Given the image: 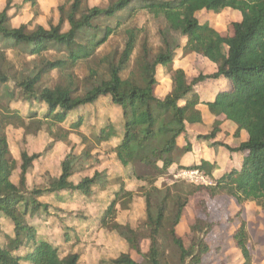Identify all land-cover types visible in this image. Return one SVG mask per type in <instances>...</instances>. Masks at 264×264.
<instances>
[{
    "label": "trees",
    "instance_id": "1",
    "mask_svg": "<svg viewBox=\"0 0 264 264\" xmlns=\"http://www.w3.org/2000/svg\"><path fill=\"white\" fill-rule=\"evenodd\" d=\"M13 1L6 0L0 11V41L28 56L40 57L50 51L62 55L60 59L43 60L38 70L15 78L9 75L6 53L0 50V84L13 79L23 100L45 107L41 114L30 111L24 115L10 109L0 111V215L12 226L9 234L0 224V264H80L81 254L76 248L62 250L48 239L39 237L28 219L41 211L47 212L49 196L65 202L75 193L85 197L105 191L112 181L110 175L104 170H96L91 176H83L74 182L72 176L89 166L77 167L79 159L86 161L91 158V153L87 150L80 155L70 152L60 162L57 177L49 179L44 187L28 189L26 175L40 154L21 151L18 182L14 183L11 176L16 161L10 153L4 128L12 124L30 134L45 126L51 138L62 142L66 136L53 134L52 127L58 125L61 128L68 123L70 129H80L85 112L102 98L109 99L119 110V117L109 119L95 136L96 140L115 139L111 154L118 167L123 169L124 180L134 179L149 186L142 193L145 218L136 228L116 220L118 209H126L125 200L129 201L135 195L134 191L124 187V183L113 193V200L102 209L101 215L94 219L97 228L113 231L128 245L127 251L110 258L107 264H200L209 252L205 238L197 237L186 247L176 235V226L190 194L204 192L213 198L225 193L239 205L254 201L264 209V0H107L105 6H89L87 0H65L57 6V21L47 26L31 22L11 25L12 15L7 11ZM24 3L31 8L38 6L37 0H22ZM227 8L241 15L240 21L231 23L230 35H223L196 16L201 10L218 13ZM15 9L16 12L21 9L20 5H15ZM125 12L126 17H122ZM140 12L162 21L163 26L159 29L161 46L154 52L143 39L141 51L126 76L122 74L129 67L140 37L141 30L136 26L124 28L125 39L119 56L116 59L105 56L106 75L94 79L84 92L77 94L71 81L53 87L40 86L41 79L50 71L66 72L78 62L92 59L123 25V18L132 20ZM115 17L118 19L114 26L105 22ZM179 48L184 54L194 52L207 58L215 64V72L200 73L188 80L183 69L172 68ZM159 67L170 76L172 83L171 90L163 97L154 92ZM217 78L228 80L229 85L218 91L206 105L213 115H224L237 125L235 135L240 130L246 131V142L232 148L224 145L230 152L243 153L241 164L211 184L181 182L186 184L183 192L177 186L180 182H175L162 193L155 180L167 173L173 164L179 169H198L205 176H211L214 165L206 161L185 167L180 165V156L190 151L191 145L187 142L180 146L177 139L186 136V123L202 122L197 109L200 100L196 85ZM70 114H74L73 119ZM218 131L219 123L215 121L211 131L198 138L213 139ZM213 145L223 144L214 142ZM175 186L181 192L170 193L169 189ZM158 194L161 197L156 196ZM154 195L157 197L155 205L152 202ZM170 202L172 211L168 213ZM84 216L80 214L77 218ZM235 216L240 217V212ZM198 222L191 225L192 231L196 227L199 229ZM74 233L72 229L65 231L66 243L79 242ZM232 238L249 264L248 231L244 220L240 219ZM144 239L149 241L146 251L140 245ZM169 240L176 248V258L171 255L167 258L165 241ZM131 251L139 259L132 257Z\"/></svg>",
    "mask_w": 264,
    "mask_h": 264
},
{
    "label": "rangeland",
    "instance_id": "2",
    "mask_svg": "<svg viewBox=\"0 0 264 264\" xmlns=\"http://www.w3.org/2000/svg\"><path fill=\"white\" fill-rule=\"evenodd\" d=\"M37 1L38 6L31 8L28 3L22 4V0H14L10 10L7 11V13L12 15L10 19L11 25L19 26L20 24L31 22L32 24L47 26L50 22L55 23L58 16L57 6L65 0ZM5 3L6 0H0V11L5 6ZM87 3L89 6H105L107 0H87ZM15 5H20L21 7L17 12ZM126 14V12L123 13L122 17H126ZM196 16L200 22L207 21L211 27L223 35H230L232 33L231 23L241 18L238 11L229 8L223 9L218 13L200 11ZM117 19L115 17L105 22H108L110 26H114ZM122 22L123 25L97 50L96 55L92 59L80 61L70 69H67L66 72L59 70L50 71L43 76L40 86L53 87L58 84L65 85L71 81L77 94L84 92V89L88 88L94 79L106 75V73L104 74L106 62L103 59L106 57L116 59L119 56L123 49L124 28L126 26H136L140 28L141 32L137 47L129 62V67L124 71L123 76H126L133 67L134 59L141 51L143 39L154 52L161 46L159 35V29L163 26L161 20H157L145 12H140L132 20L127 19L125 21L123 18ZM0 50L6 53V65L9 66V75L15 78L38 70L43 60L60 59L62 55L61 53L50 51L40 57L28 56L23 51L11 49L3 41H0ZM188 54L190 53L182 54L179 50L173 61L172 68L183 65L189 77H191L198 64L197 57L189 58L187 57ZM183 58H185L184 61ZM182 62H185V64ZM158 76L160 78L154 92L156 95L163 96L170 89V79L162 76L161 72H159ZM20 95V89L13 79L7 83L0 84V111L5 109L17 110L24 115L30 111H36L38 114L44 111V106L35 103L29 104ZM118 111L116 107L112 106L109 99L102 98L85 112V121L80 129H70L68 123L61 125V128H58V125L52 127L53 134L66 136L62 142L57 141L53 137L51 138L50 136L52 135L49 134L45 126L36 133L30 134H27L24 128L12 124H7L4 128L10 153L16 161V168L11 176V180L14 183L18 182L21 151H26L28 154H40L34 160L26 175L28 189L44 187L49 179L57 177L60 174V162L70 152L74 155H80L86 150L91 153L90 159L86 161L79 159L80 165H76L77 167H85L86 164L89 166L82 173L72 176L71 179L74 182H77L83 176H91L96 170H104L110 175L112 181L105 191L85 197H80L75 193L71 200L65 202L49 196L46 199L49 203L47 212L41 211L28 219L29 224L34 225L37 229L39 237L48 239L53 245L61 247L62 250H74L76 248L82 254L80 264H107V260L128 250L126 242L117 234L113 231L97 228L96 222H94V219L101 215L102 209L113 200V193L119 189L121 183H124V187L127 190L134 191L135 195L129 201L125 200L127 203L126 209H118L116 220L120 223H128L136 228L145 218V201L142 193L149 187L148 184L135 181L134 179L124 180V171L118 167L111 154L116 140L98 142L95 138L102 126L107 125L109 119H117L119 117ZM69 117L73 119L74 114H70ZM210 120L211 118L209 117L206 122ZM31 130H34V127H31ZM219 137L227 139L225 128L224 130L222 129ZM184 154H188V151ZM184 154L180 156V160ZM92 166L93 168H91ZM176 172V170H173L171 174L167 172L155 180V185L162 190V193L166 191V187L173 185L175 182H180L177 186L182 188L183 192L186 190V184H191V181L187 180L186 177L177 176L178 172ZM174 174H176L175 177L173 176ZM116 177L120 178L115 179ZM181 182L186 184H181ZM192 182L194 183V181ZM169 191L172 194L181 192L177 190L176 186L171 187ZM156 196L161 197V194ZM156 196L152 197L154 205L157 203ZM167 211L168 213L172 211V202L169 203ZM238 211L240 212V217L235 216ZM80 214H85V216L78 219L77 217ZM240 219L244 220L248 231L249 264H264V209L254 201H245L239 205L233 197L225 193L218 194L213 198H209L204 192L190 194L188 195V201L184 207L180 222L176 226V235L182 239L186 247L190 246L192 240L197 237L205 238L209 246V252L203 257L200 264H246V260L232 238L233 232L240 224ZM197 221H199V229L196 227L195 231H192L190 227ZM0 224L4 232L12 233L10 221L2 215H0ZM200 226L202 227L201 229ZM69 229H72L79 239L77 244L73 240L65 242L64 233ZM165 244L167 258L169 259L170 255L176 258L177 251L171 241H165ZM140 245L146 251L149 241L144 239L140 242ZM131 256L139 259V256L134 251H131Z\"/></svg>",
    "mask_w": 264,
    "mask_h": 264
},
{
    "label": "crops",
    "instance_id": "3",
    "mask_svg": "<svg viewBox=\"0 0 264 264\" xmlns=\"http://www.w3.org/2000/svg\"><path fill=\"white\" fill-rule=\"evenodd\" d=\"M202 11L205 10H201V12ZM183 42L184 41H182V43ZM179 50L182 52V49L179 48L176 51V55ZM182 54L184 53L182 52ZM193 56L197 57L196 59L198 65L195 71L193 72V74L191 75V77H189L187 70L183 65L173 67V69H177V68L183 69L188 80L192 79L193 77L197 76L200 73L212 74L215 72L216 66L214 63L209 61L207 58L199 54H196L194 52H191L190 54L187 55V57L189 58H195ZM184 59L185 58H183V61ZM182 63L185 64V62ZM158 71L161 72L162 76L168 77L170 79V84L172 85L170 76L163 70V68L159 67ZM159 78L160 77H158V81ZM228 85H229V81L224 78L205 80L204 82L196 85L195 91L200 100V103L197 105V109L201 113L202 122L200 124L186 123L185 124L186 136H180L177 139V143L180 146H184L187 142L190 143L191 145V150L188 151V154H184L181 160H179L180 165L185 167L192 164H199L201 163V161H206L210 164H213L214 168L211 171L212 177L211 176L209 177L212 183L214 182V179L219 178L221 175L230 171L232 168H236V169L239 168L242 161V157H243L242 152H230L224 145H227L232 148L239 145V143L246 142L248 139V135L245 130H240L238 135H235V132L237 130V125L231 120L226 119L224 115H218V116L213 115L209 111L206 105V102H210L214 99L218 91H220L221 89H223ZM170 90H171V86L170 89L167 91V93ZM163 96H159V97H163ZM209 117L211 118V120L209 122L208 121L206 122V119ZM215 121H218L219 123V131L217 132L216 136L213 139L198 138V135L208 134L211 131ZM224 128L226 129L227 132V139H222L219 137L222 129L224 130ZM214 142H219L222 143L223 145L214 146L213 145ZM183 169H179L175 164H173L169 168L168 172H170L171 174L173 170L179 172L180 170ZM175 175L176 174H174L173 176L175 177ZM81 260L82 259L80 256V262Z\"/></svg>",
    "mask_w": 264,
    "mask_h": 264
},
{
    "label": "built area",
    "instance_id": "4",
    "mask_svg": "<svg viewBox=\"0 0 264 264\" xmlns=\"http://www.w3.org/2000/svg\"><path fill=\"white\" fill-rule=\"evenodd\" d=\"M177 176L186 177L187 180L191 182L194 181V183L211 184V180L209 179V177L205 176L198 169H183L177 173Z\"/></svg>",
    "mask_w": 264,
    "mask_h": 264
}]
</instances>
